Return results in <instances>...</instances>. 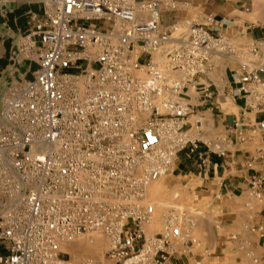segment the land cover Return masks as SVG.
<instances>
[{
  "label": "built area",
  "instance_id": "obj_1",
  "mask_svg": "<svg viewBox=\"0 0 264 264\" xmlns=\"http://www.w3.org/2000/svg\"><path fill=\"white\" fill-rule=\"evenodd\" d=\"M18 1L41 14L11 54L14 64L36 67L32 78L10 81L1 98L0 264H167L190 254L194 222L182 208L170 207L160 231L148 233V189L178 154L198 151L188 133L200 119L188 118L215 97L210 82L199 83L215 58L239 62L237 95L262 88L264 68L251 60L264 56V37L248 46L251 60H240L228 24L195 12L192 0ZM255 100L264 105L258 93ZM251 128L264 141V121ZM202 145L225 155L221 143ZM262 185L251 178L249 194L264 202ZM250 231L264 239L262 227ZM91 233L111 245L104 262L60 252L61 242ZM246 256L264 264V255Z\"/></svg>",
  "mask_w": 264,
  "mask_h": 264
},
{
  "label": "rangeland",
  "instance_id": "obj_2",
  "mask_svg": "<svg viewBox=\"0 0 264 264\" xmlns=\"http://www.w3.org/2000/svg\"><path fill=\"white\" fill-rule=\"evenodd\" d=\"M253 1L255 3L253 14H251L252 12L248 13L250 14L248 18L257 13L258 4L264 0ZM9 14L11 13H8L4 19L8 22L10 21ZM170 17L172 16L165 15L162 24H170L173 21V18ZM180 17H177V19H180ZM1 41L2 39H0V58H4L7 54H12L15 41H12L11 45L7 43L1 44ZM214 60L217 63L216 65L221 64L220 58H215ZM25 70L26 68L23 67L20 70V74L23 75ZM7 74V72L0 70V90L4 86V82L1 79ZM212 75V72H210L199 83L206 85L212 79ZM1 85L3 86L1 87ZM7 86L5 87L7 88ZM6 88L0 91V105ZM195 93L194 89H190L191 95L195 96ZM211 103H213V100L205 104L201 110L198 109L199 115L195 116L193 114L189 116L188 120L192 125H194L196 119H200L201 126L198 129L193 126L188 136L192 139L200 140L201 143L199 145L202 148L204 147L202 142L207 144L221 143L226 153V135L223 132V127L233 118L230 114H233V112L236 114V108L228 99L221 100L222 111L214 109ZM197 104L199 102H196L195 99L190 101L191 106H197ZM233 107L234 110H232ZM211 108H213L212 112L209 110ZM194 109L196 112V108ZM202 148H199L194 153L183 151L178 154L169 172L150 185L146 203L153 206L154 218L148 228V233L155 235L159 232L166 211L176 205L191 214L194 222L191 232L196 244L191 248L190 254L185 257H179L173 264H249L246 254L256 255L253 251V245L257 243V237L251 233L250 228L261 224L259 219H257V215L261 214L264 204L259 203L246 190L243 191V195L237 194V196L232 198L223 195L217 196L215 187L212 185L213 182L208 180V178L212 177L213 169L209 167L206 170L207 180H203V177L198 176L199 173L203 175L204 171L200 165L198 155L211 154L207 149ZM234 154L233 160L225 159L224 162L231 164L235 160L236 153ZM232 167H234V172H241V165L237 161H234V166ZM215 170L219 177L230 172L228 165H224L222 169L216 168ZM233 235L244 243L243 250L236 248L239 246L238 242H235L236 244L231 242L230 237ZM110 248V243L99 233L76 236L71 241L61 242L59 245L60 252L66 258L91 259L99 263L104 262L106 253Z\"/></svg>",
  "mask_w": 264,
  "mask_h": 264
},
{
  "label": "crops",
  "instance_id": "obj_3",
  "mask_svg": "<svg viewBox=\"0 0 264 264\" xmlns=\"http://www.w3.org/2000/svg\"><path fill=\"white\" fill-rule=\"evenodd\" d=\"M192 3L195 12L211 14L218 21L226 22L228 26L223 31L229 43L238 49L237 55L240 57V60H243V58L245 60L250 59L246 55L248 46L264 37V1L258 4V11L254 16H251L252 18H248L250 15L248 13H251L254 9L255 3L253 0H192ZM8 13H11L9 14V22L4 20ZM40 14L41 9L36 4L23 3L18 0H4V6L0 10L1 44L7 43L11 45L12 41H15L16 38L22 36L27 31L30 17ZM259 58L257 61L256 59L251 60V58V64L252 66L262 65L264 68V56H260ZM0 59H2L0 60V70L8 73L1 79L4 82V86L1 85V87L3 86L1 90L5 89V86L14 79L24 78L30 80L32 72L36 69L35 66H29L24 63L14 64L10 53ZM220 62L221 64L219 65L215 63V69L212 72L214 76L212 75L211 80L208 79L212 84V91L215 96L211 105L214 109L222 111L220 102L222 99H228L235 106L236 114L234 112L230 114L233 118L223 127V132L226 135V153L224 157H219L212 153L210 155L201 154L207 159V163L202 166L204 170L203 175L199 173L198 176L203 177V180H207L208 175L205 173L206 170L209 167L213 169V173H211L212 177L208 178V180L213 182L212 185L215 187V194L217 196L223 195L232 198L237 196V194L243 195V191L245 190L249 194L251 178L253 177L263 181L262 191L264 192V141L251 128L256 123L264 121V105L255 106L256 93L264 100V71L261 73L262 88H248L245 86L247 91L256 89V92L251 95H243V93L237 95L239 86L233 83L232 73L238 69L239 62L229 59H221ZM23 67L26 70L22 75L20 74V70ZM213 108L209 110L212 112ZM232 110H234V107ZM235 122H240V129H233ZM199 148L201 149L202 147L200 146ZM202 149L206 150L205 147ZM234 153H236L234 161H237L241 165V172L239 173L234 172V167H232L234 166V161L231 164L224 162L225 159L233 160ZM224 165L229 166L230 172L219 177L215 169H222ZM259 203L264 204L263 201H259ZM257 219H259L261 224L251 226V228L262 227L264 230V208L261 210V214L257 215ZM254 235L257 237V243L253 245V251L256 253V256H263L264 239H259L256 234ZM0 255H6V251L2 247H0ZM177 259L173 258L167 264H173Z\"/></svg>",
  "mask_w": 264,
  "mask_h": 264
}]
</instances>
